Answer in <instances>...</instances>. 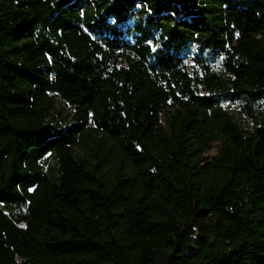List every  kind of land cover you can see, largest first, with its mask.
I'll list each match as a JSON object with an SVG mask.
<instances>
[{"label": "trees", "instance_id": "16d2710c", "mask_svg": "<svg viewBox=\"0 0 264 264\" xmlns=\"http://www.w3.org/2000/svg\"><path fill=\"white\" fill-rule=\"evenodd\" d=\"M0 264H264V0H0Z\"/></svg>", "mask_w": 264, "mask_h": 264}, {"label": "rangeland", "instance_id": "374dc122", "mask_svg": "<svg viewBox=\"0 0 264 264\" xmlns=\"http://www.w3.org/2000/svg\"><path fill=\"white\" fill-rule=\"evenodd\" d=\"M61 103H59L58 106H60ZM229 111L236 117L238 118L244 125H247L248 123V119L246 117L243 116V113L241 112V110L239 109V107L236 104H229ZM220 143L218 141L214 142L212 147L205 152V156L206 157H210L213 154H215L218 150Z\"/></svg>", "mask_w": 264, "mask_h": 264}]
</instances>
